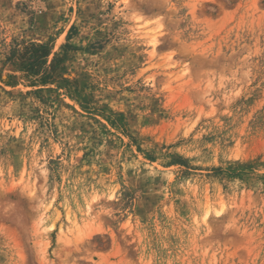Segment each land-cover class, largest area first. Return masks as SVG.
<instances>
[{
	"label": "rangeland",
	"instance_id": "rangeland-1",
	"mask_svg": "<svg viewBox=\"0 0 264 264\" xmlns=\"http://www.w3.org/2000/svg\"><path fill=\"white\" fill-rule=\"evenodd\" d=\"M0 264H264V0H0Z\"/></svg>",
	"mask_w": 264,
	"mask_h": 264
},
{
	"label": "trees",
	"instance_id": "trees-1",
	"mask_svg": "<svg viewBox=\"0 0 264 264\" xmlns=\"http://www.w3.org/2000/svg\"><path fill=\"white\" fill-rule=\"evenodd\" d=\"M49 56L46 45L36 46L31 44L18 51L19 68L31 76L40 77L43 83L50 79L56 71L58 59H54L52 64L47 65L46 59Z\"/></svg>",
	"mask_w": 264,
	"mask_h": 264
},
{
	"label": "bare ground",
	"instance_id": "bare-ground-1",
	"mask_svg": "<svg viewBox=\"0 0 264 264\" xmlns=\"http://www.w3.org/2000/svg\"><path fill=\"white\" fill-rule=\"evenodd\" d=\"M156 38H154V40H153V46L155 47V44H156Z\"/></svg>",
	"mask_w": 264,
	"mask_h": 264
}]
</instances>
